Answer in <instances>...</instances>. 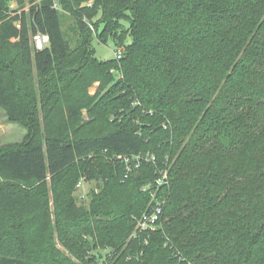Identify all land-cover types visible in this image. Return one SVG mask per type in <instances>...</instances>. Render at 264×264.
Returning <instances> with one entry per match:
<instances>
[{"label": "trees", "instance_id": "trees-1", "mask_svg": "<svg viewBox=\"0 0 264 264\" xmlns=\"http://www.w3.org/2000/svg\"><path fill=\"white\" fill-rule=\"evenodd\" d=\"M0 108L30 132L0 149V264H77L53 224L78 259L264 264V0H0Z\"/></svg>", "mask_w": 264, "mask_h": 264}, {"label": "rangeland", "instance_id": "rangeland-1", "mask_svg": "<svg viewBox=\"0 0 264 264\" xmlns=\"http://www.w3.org/2000/svg\"><path fill=\"white\" fill-rule=\"evenodd\" d=\"M16 7H17L16 3H13L12 8H16ZM26 8L28 10V8H29L28 4L26 5ZM72 24H73V18L70 15H66L63 19V28L65 29V31H67L68 28ZM129 40L130 39H127V42ZM93 45H94L95 50H96V56L99 60L107 61V60L115 59L117 57L116 53L118 52L119 47H117L115 45V43L112 41V39H109L107 41V43H102L98 39H95L93 42ZM96 87L97 86L95 85L91 89L92 93H95ZM29 137H30V132L28 131V129L20 123L11 122L8 119L6 112L0 108V149L6 148L7 146L13 145V144L24 145V144L28 143ZM94 158L97 159L96 154H92L89 156V159H94ZM96 162H97V160H96ZM97 166L98 165L96 163V165H94V168H96ZM84 178L86 179V177H84ZM85 179H82L81 185L79 187H78V185L75 186L73 188V190L69 194H65L64 197L68 196L69 199H73L75 201V203L78 207H80L83 210H88L91 208V202H92L94 193L96 194V193L100 192V188L102 187V182L98 179H93L90 181H88L87 179L85 180ZM49 198L51 201V210L53 212L55 210L56 203L53 199V195L51 192H50ZM53 218H54V216H53ZM53 222H54V219H53ZM140 226L141 225L137 221V225H136V228H135L132 236L135 234L137 229L140 228ZM27 228H25V229H27ZM27 231H28V229H27ZM27 231L23 230L22 233H24L26 235ZM52 232H53V236H54V239L56 241V245H57V248L59 249V251H61L63 255L68 256L71 259V261L74 263L86 264L85 261H86L87 257L91 258L92 253H98V252L102 253L103 256L104 255L106 256V254H107V257L103 258V260L102 259L98 260V262L93 261L90 264H111V261L114 260L113 256L106 249H104V250L101 249L98 252L97 251H94V252L88 251L84 254H81L82 257L80 259H78V258H76V256L71 254V253H73L71 250L72 248H69V247L67 248L62 244L61 233L58 232L56 224H53ZM29 233L30 234L32 233L31 229L29 230ZM76 244H77V248H78L79 243L76 242ZM6 245H9V244H6ZM72 247L75 248L76 245H73ZM9 249H10V245L6 248V250L10 251ZM12 249H13V247L11 248V250ZM110 259H111V261H110Z\"/></svg>", "mask_w": 264, "mask_h": 264}, {"label": "built area", "instance_id": "built-area-1", "mask_svg": "<svg viewBox=\"0 0 264 264\" xmlns=\"http://www.w3.org/2000/svg\"><path fill=\"white\" fill-rule=\"evenodd\" d=\"M50 42L49 36L44 34H37L33 37V45L37 50H44L48 47ZM124 49L120 48L116 53V58L121 59L123 56ZM158 185L162 184V180L157 181ZM81 185V182L78 184V187ZM155 198V205L153 206L150 212H146L143 216L138 220L139 224L141 225L140 228L137 229L139 234L145 233L148 231H154L157 227L161 224V219L163 215V203L156 200V195L154 194ZM138 235V234H137ZM134 234V236H137Z\"/></svg>", "mask_w": 264, "mask_h": 264}]
</instances>
